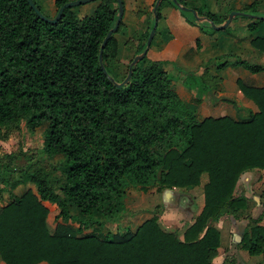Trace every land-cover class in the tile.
<instances>
[{"label": "trees", "instance_id": "16d2710c", "mask_svg": "<svg viewBox=\"0 0 264 264\" xmlns=\"http://www.w3.org/2000/svg\"><path fill=\"white\" fill-rule=\"evenodd\" d=\"M66 1L54 0L56 10ZM168 1L188 23L210 25ZM33 2L41 11L38 1ZM258 3L253 0L240 11L245 16L257 13ZM195 9L214 24L227 16ZM116 17V0H97L83 16L76 5L65 7L55 22L42 20L27 0H0V135L5 137L21 122L30 131L45 123L39 151L58 157L52 168L61 172L52 179L33 162L15 170L11 163L19 154L14 153L0 161V197L4 190L10 196L0 204L4 264H213L219 245L215 222L249 205L245 195L234 193L238 177L251 168L264 174V84L236 79L257 107L244 119H198L195 104L182 101L172 86L166 60L144 62L146 54L117 86L111 78L119 82L126 76L129 62L145 47L153 20L127 39L134 40V47L120 72L116 32L121 18L102 50L105 73L99 48ZM259 21L252 19L246 27L252 29ZM251 42L264 52V36H253ZM233 65L264 71V64L245 58ZM26 182L34 188L13 193ZM130 186L142 191L201 186L203 203L181 236L161 225L156 208L134 228L85 231L118 219ZM44 201L57 208L60 221L53 229ZM238 246L250 254L263 252L264 224L248 218Z\"/></svg>", "mask_w": 264, "mask_h": 264}, {"label": "crops", "instance_id": "0c3cea01", "mask_svg": "<svg viewBox=\"0 0 264 264\" xmlns=\"http://www.w3.org/2000/svg\"><path fill=\"white\" fill-rule=\"evenodd\" d=\"M37 1L41 6L46 7V12H48L49 15L54 14L56 10L54 0ZM91 1L94 3L95 0ZM154 1L155 0H123V13L121 18L122 22L126 24V26H124L127 37L133 35V33L136 31H144L150 25L151 21L153 20L152 6ZM184 1L186 3L185 6L187 7L194 9L195 7H197L202 11L213 10L219 15H224L228 14V12L231 10H240L245 4L250 3L253 0ZM95 6L96 4H91L90 6H88V12H84V14L91 13ZM256 8L257 13L251 14L264 16V0H259ZM160 14L161 16L157 20L154 38L147 49V52L149 51V57L151 59H166L171 61L180 59L182 61L181 63L184 66H189L190 68L200 66L202 56L206 55L207 53L205 50L207 47L205 49L203 48L202 50L195 51L193 49L194 46L192 44V41L198 39L209 44L212 42V35L210 36L208 35V33H203L198 26L188 23L180 14L178 8L168 0H162L160 5ZM245 17H248L251 20H260L248 35L244 33L245 31H248V28L246 26L249 23L245 18L235 19L233 16L228 23V25L232 27L233 32L237 31V33H234L233 36L237 37V39L240 40L241 43H244L245 46L241 45L237 50L235 44L230 45L231 43H228L226 45V43H224L223 45L220 44L217 47L213 46L212 48H214L215 50L211 51V54L213 52L224 53L226 51L234 52L237 50L242 58L252 60V62L258 64H264V52L255 47L251 42L253 36H264V18H257L254 16ZM197 72L203 74L205 73V70L201 66L198 68ZM215 72L216 71H214V73ZM238 77L241 78L244 82L255 86H262L264 84L263 70L257 72H248L242 68H238L237 70H235L229 67L228 69H224L223 76L219 77L221 80H219V82H216L214 89L216 96L226 95L227 99L225 101L207 102L205 98L201 101H195L196 97H194L192 92L185 90L184 88H182L180 91L177 90V92L179 94V97L183 99V101H194L193 103L197 106L196 115L198 119L209 115H229L235 119H244L248 115V110L255 111L257 107L255 103L251 99L246 97L238 87L236 83V79ZM21 187H23V184H19L18 186H16L18 190L22 189ZM198 188L201 192V203L199 207L200 210L203 203L201 186H195L189 189V191H193ZM24 189L20 192L16 191L15 193L21 194ZM234 193L245 195L249 199V205L245 209L236 211L235 215L223 214L215 222V225L219 230V245L217 246L215 255L212 257V263L264 264V251L258 254H250L246 249L240 248L238 246V243L242 237V233L247 226L248 218H257L259 224H264L263 171L259 168H251L243 171L236 181ZM166 195L167 193H163L161 197L156 198L154 207L157 209V211L161 210L160 212H158V218L161 225L169 230H175L170 227H173L172 225L179 223L180 220L178 221V219L181 218V214L183 213V211L177 208V206L173 203L169 204V202L173 200L172 198L171 200H167L168 197L166 198ZM192 196L194 195L192 194ZM192 196H182L180 200L182 202L186 201L189 204L193 205L192 203L194 200ZM46 202L50 203L48 201H44V204L46 206ZM156 205H159V207H156ZM151 208V210H153V207ZM199 210L195 213V215L199 212ZM193 218L190 219L188 224L193 221ZM98 231L101 232V230ZM0 264H4L1 259Z\"/></svg>", "mask_w": 264, "mask_h": 264}, {"label": "rangeland", "instance_id": "374dc122", "mask_svg": "<svg viewBox=\"0 0 264 264\" xmlns=\"http://www.w3.org/2000/svg\"><path fill=\"white\" fill-rule=\"evenodd\" d=\"M97 0L94 1H88L85 3H81L76 5V8L78 9V13L80 16L84 15V12H88V9L91 4H96ZM41 12L45 14L46 16H49V13L46 12V7L41 6L40 7ZM240 11V10H237ZM230 12V11H229ZM242 12V11H240ZM248 14V13H247ZM249 16V15H247ZM235 19L245 18L247 22H250L251 19L248 17H245L243 14H236L234 15ZM126 20V17H125ZM122 22L120 25V28L116 32V37L119 42V64H117V69L120 70V72H123V68L125 63L128 60V57L130 56L131 51L133 50L134 45H132L134 40H127L130 38V36H126L127 33H125V26ZM196 25L200 28L201 32L208 33V35H212V42L207 44V42H204L202 40H198V44H196V39L192 41V44L194 46L195 51L205 49L206 47V55L202 56L200 66L195 68H190L189 66H184L180 59L175 60H166V63L164 64V67L168 71L171 83L174 89L176 88V93L179 96L177 90H181L184 88L185 90H188L193 93L194 97H199L200 99L198 101H201L205 98L207 102H215V101H225L227 99L226 95L223 96H216L215 95V84L216 82H219L221 80L219 77L223 76L224 69H228L231 67L232 69L237 70V65H233L234 62L238 58H242L240 56V53L237 51L241 45L245 46L244 43H241L240 40L237 39V37H234V33H237V31L233 32L231 26H226L223 28H215L211 25ZM217 25V24H216ZM253 29V28H252ZM252 29H248V31H245V34H250ZM127 40V44L124 45V41ZM226 45L231 43L230 45L235 44L237 50L232 51H226L224 53H216L213 52L211 54V51L215 50L214 47H217L220 44ZM129 44V45H128ZM209 45V46H208ZM210 49V50H208ZM150 59L149 57V51L147 52L144 62H147V60ZM248 61L252 62V60ZM222 62H225L223 66L220 64ZM205 70V73H199L197 72L198 68L201 67ZM214 71H216L214 73ZM227 71V70H226ZM181 99V98H180ZM183 101V99H181ZM185 102V101H184ZM194 102V101H193ZM193 102H185L188 104H191ZM195 110L197 111V106H194ZM241 115V114H240ZM242 116V115H241ZM45 123H43L41 126L35 128L33 131H30L27 129V127L24 125L23 122L19 124L18 128H15L8 132L5 137H2L0 135V161L7 160L6 155L9 153L19 154V156H16L12 160V167L15 170H18L19 167H24L26 164L33 162V166L41 165L44 167L45 170H47L50 173V176L52 179L61 177L60 169L59 168H52L55 167V165L58 164V157H45L42 155V153L39 151L40 146L42 144V140L40 137L41 131L44 127ZM52 169V170H51ZM17 175V173H16ZM26 186H30L34 188V185L30 182H26L23 184L22 189L18 190V188L13 189V193L16 191H21ZM20 188V186H19ZM195 191V192H194ZM163 193H167L166 198L170 201L169 204H174L177 206V208L181 209L183 213L181 214V218L178 219L179 223L172 225L173 227H170L172 229H175L179 235H181L182 228H184L191 218L195 216V213L199 210L200 203H201V192L198 189H195L193 191L189 190H177L173 188H165L162 191H156L154 187L148 188L147 191H142L138 187L130 186L126 190V196L124 200V207L120 209V217L116 220H108L107 224L102 227L95 228L94 226H90L89 228H86L85 231H91V230H101V232H105L106 229H124L126 226H129L130 228H134V226L149 216L151 213H153L155 207L154 202L156 201V198L161 197ZM16 194V193H15ZM192 194L194 196H192ZM188 195H191L193 197V205L189 204L188 202L184 201L182 202L180 198L187 197ZM170 196V197H169ZM10 196L7 192V190L3 191L0 197V204H3L9 200ZM153 205H152V204ZM48 206V214H47V223L50 229H53L56 225L57 221H60L59 218L56 217L57 208L54 204L47 203ZM168 204V203H167ZM153 207V210H151ZM145 208V209H143ZM150 209V210H148ZM159 210L158 212H160ZM36 264H46L45 262L40 261V263Z\"/></svg>", "mask_w": 264, "mask_h": 264}, {"label": "water", "instance_id": "95a60500", "mask_svg": "<svg viewBox=\"0 0 264 264\" xmlns=\"http://www.w3.org/2000/svg\"><path fill=\"white\" fill-rule=\"evenodd\" d=\"M28 3H29V6L34 10V12L42 19V20H45L47 22H55L60 16H61V13L63 11V9L65 7H70V6H75V5H78V4H81V3H85V2H88V1H91V0H68L66 2H64L62 5H60L57 10H56V13L53 15V16H46L45 14H43L39 8L36 6V4L33 2V0H27ZM117 1V17H116V20H115V23L114 25L107 30L101 44H100V48H99V54H98V58H99V63H100V66L102 68V70L106 73V70L104 68V65H103V62H102V50H103V47L105 45V42L106 40L108 39L109 35L114 32L119 24V21L121 20V17H122V13H123V3H122V0H116ZM173 2L181 9H184V10H190L193 15L200 21H208L210 23L211 26L215 27V28H223V27H226L228 25V23L230 22L231 18L236 15V14H239V13H244V12H240V11H237V10H231L230 12H228L227 16L224 18V20L219 23V24H214L212 22V20H210L209 18H207L206 16H199L197 11L194 9V8H190V7H187L185 5H182L180 4L177 0H173ZM160 3V0H155L154 3H153V6H152V12H153V24L149 30V33L147 35V38H146V41H145V47L143 48V50L139 53H136L133 58L131 59V61L129 62V66H128V71H127V74L126 76L119 82H116L113 78H111V80H113L115 82V84L117 86H120L122 85L123 83H125L129 77H130V72H131V66L133 64H135L137 62L138 59L142 58L146 52H147V49L150 45V41L153 37V34H154V31H155V27H156V24H157V7ZM247 15L249 16H254V17H257V18H261L264 16H260V15H255V14H251V13H248Z\"/></svg>", "mask_w": 264, "mask_h": 264}]
</instances>
